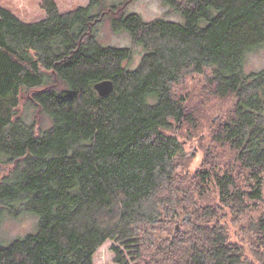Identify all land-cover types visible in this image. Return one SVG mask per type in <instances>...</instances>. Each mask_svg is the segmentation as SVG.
I'll return each mask as SVG.
<instances>
[{"label":"trees","instance_id":"trees-1","mask_svg":"<svg viewBox=\"0 0 264 264\" xmlns=\"http://www.w3.org/2000/svg\"><path fill=\"white\" fill-rule=\"evenodd\" d=\"M100 1L62 13L42 0L48 16L36 22L0 5V165L11 166L0 177V222L6 211L38 217L35 231L0 240V264H94L112 239L116 264H252L224 217L242 225L264 196V69L243 66L264 43V0H166L183 23L145 21L124 12L127 1L94 13ZM112 14L146 48L134 69L132 48L97 37ZM189 73L235 98L213 134L235 158L217 164L208 151L193 173L171 133L192 120L174 93ZM103 79L114 82L106 96L95 89ZM27 94L50 126L21 112ZM184 214L194 221L174 237L157 228ZM248 225L254 264H264V210Z\"/></svg>","mask_w":264,"mask_h":264},{"label":"rangeland","instance_id":"rangeland-1","mask_svg":"<svg viewBox=\"0 0 264 264\" xmlns=\"http://www.w3.org/2000/svg\"><path fill=\"white\" fill-rule=\"evenodd\" d=\"M125 1H127V4L124 12L138 13L145 21L162 17L181 23L185 22L182 13L166 0H101L100 4L94 9V13H100L103 9L110 8L112 5H119ZM41 2L42 0H0V5L12 11L25 22H36L48 16L46 9L41 6ZM56 2L59 10L65 13L80 6L88 5L90 0H56ZM114 17L115 14H112L100 21L96 30L97 37L106 46L132 48V54L126 62V66L134 69L141 63L147 52L146 48L133 38L128 29H115ZM243 66L246 73L264 69V43L247 51ZM186 76L181 83L175 86L174 93L176 96L184 98L188 114L192 116V120L186 121L182 126H176L171 133L176 134L181 141L188 163L186 169L193 173L198 168L207 166L208 151H212V158L217 164L218 160L224 161L235 158L228 146L213 141V134L216 129L232 115L235 98L231 96L222 99L214 95L212 91L207 89L205 76L195 75L194 73H189ZM31 104L29 94L22 97L20 110L28 115L27 119L30 121L35 118L37 128L50 126V118L38 116ZM30 114H33L34 118L29 119ZM215 117L216 120L214 121ZM10 168L11 166L0 165V177L6 174ZM239 181H243L242 177L239 178ZM258 206L259 209L249 210L243 214L242 225H238L235 215L229 210H227L224 217L225 223L229 226L231 240L240 243L244 247L246 258L252 264L258 262L254 251L255 246L257 247L258 244L252 245L251 243V240L256 241V234L251 230L248 223L250 219L264 210V196ZM187 216H191V222L194 221L193 215L184 214L174 218V221L168 223V225H157V228L168 229L171 237H174L181 231H185L186 224L183 222ZM176 219L181 221L178 229H176ZM37 223L38 217L31 211H23L17 216L6 211L0 222V240L3 243H9L16 238L23 237L35 231ZM113 244L112 239L99 248L94 256V264H116L114 262L115 255L111 249ZM261 249L264 251V248Z\"/></svg>","mask_w":264,"mask_h":264},{"label":"water","instance_id":"water-1","mask_svg":"<svg viewBox=\"0 0 264 264\" xmlns=\"http://www.w3.org/2000/svg\"><path fill=\"white\" fill-rule=\"evenodd\" d=\"M113 87H114V82L111 79H103L95 84V89L101 96L109 95L112 92ZM215 120L216 117L214 118V121ZM175 222H176V229H178L179 225L181 224V221L179 219H176ZM183 223L185 224L191 223V216L185 217Z\"/></svg>","mask_w":264,"mask_h":264}]
</instances>
